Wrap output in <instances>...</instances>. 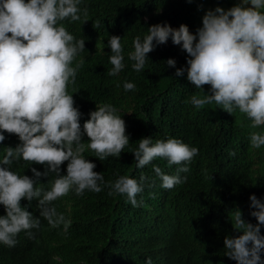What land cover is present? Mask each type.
Masks as SVG:
<instances>
[{
	"label": "trees",
	"instance_id": "16d2710c",
	"mask_svg": "<svg viewBox=\"0 0 264 264\" xmlns=\"http://www.w3.org/2000/svg\"><path fill=\"white\" fill-rule=\"evenodd\" d=\"M242 0H82L81 19L60 23L77 40L85 39V50L75 64L83 60L76 83L69 85L75 106L82 113L81 127L96 110V104L110 103L118 109L126 123L130 142L119 158L108 157L103 162L86 147L83 154L96 164L94 171L102 173L105 184L127 175L140 183L145 177L143 192L137 195L139 207H134L126 195L109 196L108 187L99 193L86 190L82 196L71 191L54 202L59 213L71 221L65 232L63 225L52 228L40 217L38 199L22 207L40 218L41 226L32 229L30 238L21 232L15 247L0 244V264H237L225 255L224 240L237 233L231 217L239 209L243 219L257 224L251 216L250 196L264 202V146L252 149L250 134L264 132V126L252 128L246 115L234 110L232 114L215 103L196 108L190 103L192 95L211 94L210 85L196 89L184 76L176 77L177 68L187 67V53L169 41L148 54L145 69L136 72L128 54L134 51L133 41L148 34L155 24H169L179 28L186 24L195 34L202 27L208 10L221 7L228 10ZM250 6V5H249ZM99 23L95 28L94 24ZM120 36L125 68L116 76L107 75L111 48L108 39ZM168 59L176 60V67H167ZM135 84L126 91L124 83ZM186 101H189L186 103ZM0 143V160L5 147L15 148L21 143L15 134L4 133ZM157 140L179 139L199 149L187 173H179L187 180L173 189L161 187L155 172L176 175L178 165L169 167L164 158H156L142 169L136 167L132 153L142 138ZM87 144L89 138L82 137ZM231 153H234L232 155ZM67 161L61 165V175L67 174ZM6 167V166H5ZM41 173L45 165L29 164L23 159L13 162L10 169L19 175L36 179L31 168ZM54 173L42 175L37 183L50 190ZM6 210L0 205V216ZM264 235V226H261ZM264 258V252H262Z\"/></svg>",
	"mask_w": 264,
	"mask_h": 264
},
{
	"label": "clouds",
	"instance_id": "9594fccd",
	"mask_svg": "<svg viewBox=\"0 0 264 264\" xmlns=\"http://www.w3.org/2000/svg\"><path fill=\"white\" fill-rule=\"evenodd\" d=\"M81 3L82 0H0V143L6 139L5 132L15 134L21 141L15 148L5 147L6 154L0 160V205L6 210V215L0 216V244L9 248L16 246L21 232L31 238V230L41 226L40 218L22 207V200L31 203L38 199L40 217L52 228L63 225L65 232L71 221L57 211L54 202L71 191L82 196L86 190L99 193L102 187H108L109 196L126 195L134 207L142 203H138L137 195L144 190L143 175L140 183L124 175L105 184L103 174L94 171L96 164L83 155L87 147L102 162L110 156L119 158L130 139L125 120L110 103L96 104V110L81 127L82 113L69 94L68 87L76 83L83 60L75 67L73 62L85 50V39L77 40L60 22L79 21L81 12L87 22L88 9H81ZM94 27L98 28L99 23ZM121 39L115 35L108 39L112 53L109 76L125 68ZM169 39L188 56L187 67L177 68L174 75L182 77L186 72L187 80L196 89L210 85L211 94L191 96L193 106L203 108L215 103L230 114L238 109L252 121V128L264 126V0H242L228 10H208L195 34L186 24L179 28L169 24L150 26L143 40L137 36L133 41L134 51L128 54L134 61L133 70L145 69L148 54ZM166 64L175 68L176 60L168 59ZM124 89L134 90L135 84L126 82ZM85 134L87 144L82 140ZM250 146H264V132L253 131ZM132 153L138 169L156 158L166 159L169 167L178 165L176 175L164 174L159 167L154 169L161 187L171 190L187 180L179 173L189 171L187 165L199 149L175 138L153 144L149 137L142 138ZM21 159L31 165H45L46 171L41 173L32 167L36 179L21 176L10 169L14 161ZM66 161L67 174L61 175V165ZM49 172L54 173L49 181L51 187L44 191L37 187V181ZM250 201L251 208L256 209L250 215L257 224L245 221L237 209L230 219L234 230L241 234L225 238V255L237 264H264V202L254 194ZM145 264H153L151 258Z\"/></svg>",
	"mask_w": 264,
	"mask_h": 264
}]
</instances>
